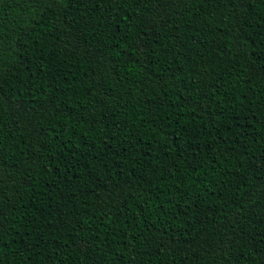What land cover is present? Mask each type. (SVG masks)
Returning <instances> with one entry per match:
<instances>
[{"label": "trees", "instance_id": "trees-1", "mask_svg": "<svg viewBox=\"0 0 264 264\" xmlns=\"http://www.w3.org/2000/svg\"><path fill=\"white\" fill-rule=\"evenodd\" d=\"M0 264H264V0H0Z\"/></svg>", "mask_w": 264, "mask_h": 264}]
</instances>
